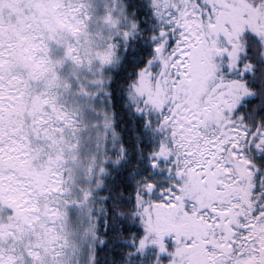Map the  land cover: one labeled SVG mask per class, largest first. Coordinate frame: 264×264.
<instances>
[{
  "label": "snow or ice",
  "instance_id": "6c2138e0",
  "mask_svg": "<svg viewBox=\"0 0 264 264\" xmlns=\"http://www.w3.org/2000/svg\"><path fill=\"white\" fill-rule=\"evenodd\" d=\"M0 264H264V0H0Z\"/></svg>",
  "mask_w": 264,
  "mask_h": 264
}]
</instances>
